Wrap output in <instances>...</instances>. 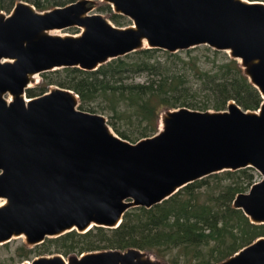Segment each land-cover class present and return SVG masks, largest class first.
<instances>
[{"label":"water","instance_id":"water-1","mask_svg":"<svg viewBox=\"0 0 264 264\" xmlns=\"http://www.w3.org/2000/svg\"><path fill=\"white\" fill-rule=\"evenodd\" d=\"M133 24L93 13L96 0L44 11L18 1L0 12V245L29 246L95 226L118 227L134 207L151 208L188 184L248 167L263 178L233 207L264 224V101L244 110L188 107L162 113V128L131 142L104 115L80 109L73 90L28 96L36 75L64 67L97 70L149 48L171 53L208 45L237 59L264 98V2L103 0ZM79 27V35L54 31ZM19 264H162L138 248L42 255ZM216 264H264V236Z\"/></svg>","mask_w":264,"mask_h":264},{"label":"trees","instance_id":"trees-1","mask_svg":"<svg viewBox=\"0 0 264 264\" xmlns=\"http://www.w3.org/2000/svg\"><path fill=\"white\" fill-rule=\"evenodd\" d=\"M18 1L44 11L76 0H0V12H11ZM108 8L112 12L110 4ZM111 20L117 26L129 23L116 13ZM143 74L148 76L147 81H134ZM41 75L42 82L27 90L29 96L43 95L51 86L73 90L80 97V109L108 112V123L131 142L158 133L161 115L169 109L221 111L235 101L244 110H258L264 101L240 62L208 45L176 53L145 48L112 59L97 70L64 67ZM100 99H108V106ZM251 170L248 167L209 175L151 208L129 209L116 228L73 230L47 238L33 248L20 245L16 256L23 262L32 253L70 257L138 248L170 264H215L264 236V224L251 222L241 209L233 207L235 196L254 183ZM10 249L9 242L2 244L0 254ZM15 260L11 256L0 259V264Z\"/></svg>","mask_w":264,"mask_h":264},{"label":"rangeland","instance_id":"rangeland-1","mask_svg":"<svg viewBox=\"0 0 264 264\" xmlns=\"http://www.w3.org/2000/svg\"><path fill=\"white\" fill-rule=\"evenodd\" d=\"M248 1H260V2H264V0H248ZM112 9V12L109 10L108 8V3L104 2L103 0H96V6H95V9L93 10V13H101L103 14L105 17L109 18L111 20V15L112 13H115L113 8ZM126 17V16H125ZM128 20H129V23H127L126 26H129L131 24H133V22L128 18L126 17ZM112 21V20H111ZM113 22V21H112ZM114 23V22H113ZM115 24V23H114ZM116 25V24H115ZM81 32V28H78V27H71V28H66V29H62V30H56L54 31V33L56 34H62V35H65V34H79ZM226 52V51H224ZM228 53V52H226ZM229 55V54H228ZM231 57V56H230ZM232 58V57H231ZM160 59H164L163 57H160ZM148 80V76L146 74H143V75H138L135 77L134 81L135 82H145ZM42 82V75L41 74H38L36 75V82L32 83L31 84V87L30 88H34L35 86H37L39 83ZM52 87H55V86H51ZM29 96V95H28ZM99 101L103 102L104 105L108 106V99H100ZM80 107V105H79ZM86 111V110H85ZM90 112V111H88ZM91 113H98V114H102L106 117L107 119V122L110 121V117L108 116V112L106 113H103L102 111L100 110H96L95 112H91ZM110 125V124H109ZM110 127L112 128V126L110 125ZM162 128V124L160 122L159 124V131L160 129ZM112 131L114 133H116V131L112 128ZM117 134V133H116ZM118 135V134H117ZM251 172L254 174V183H257L258 181H260L262 178H263V175L255 168H252ZM249 190V189H248ZM247 190V191H248ZM245 191V192H247ZM3 201L0 200V204L2 203ZM10 246H11V249L10 251H7V252H3L0 254V259H8L10 258L11 256H15L16 257V260L14 261L15 263H12V264H19V263H22L20 262V258H18V256H16V249L17 247H19L20 245H26L27 247L29 248H33L34 246H29L26 241H25V238L24 237H17V238H13L10 242H9ZM46 256H50L49 254H44ZM53 255V254H52ZM42 256V255H40ZM39 257V255H37V253H32L30 255V259L29 260H24L23 262H29V261H32L33 259ZM66 259H68L69 257H65ZM160 259V258H158ZM162 264H170V261H164L163 259H160ZM218 263V262H217ZM216 264V263H215Z\"/></svg>","mask_w":264,"mask_h":264},{"label":"flooded vegetation","instance_id":"flooded-vegetation-1","mask_svg":"<svg viewBox=\"0 0 264 264\" xmlns=\"http://www.w3.org/2000/svg\"><path fill=\"white\" fill-rule=\"evenodd\" d=\"M71 28V27H70ZM79 28V27H78ZM36 87V86H35Z\"/></svg>","mask_w":264,"mask_h":264}]
</instances>
